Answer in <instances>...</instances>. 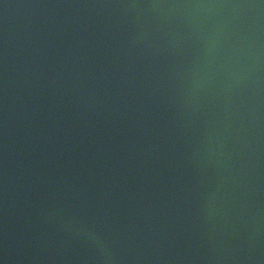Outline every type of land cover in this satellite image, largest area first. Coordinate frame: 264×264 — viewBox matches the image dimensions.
Returning a JSON list of instances; mask_svg holds the SVG:
<instances>
[{"label": "water", "instance_id": "1", "mask_svg": "<svg viewBox=\"0 0 264 264\" xmlns=\"http://www.w3.org/2000/svg\"><path fill=\"white\" fill-rule=\"evenodd\" d=\"M0 264H264V0H0Z\"/></svg>", "mask_w": 264, "mask_h": 264}]
</instances>
